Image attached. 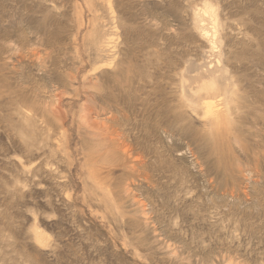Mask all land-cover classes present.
<instances>
[{
  "label": "rangeland",
  "instance_id": "rangeland-1",
  "mask_svg": "<svg viewBox=\"0 0 264 264\" xmlns=\"http://www.w3.org/2000/svg\"><path fill=\"white\" fill-rule=\"evenodd\" d=\"M0 264H264V0H0Z\"/></svg>",
  "mask_w": 264,
  "mask_h": 264
},
{
  "label": "bare ground",
  "instance_id": "bare-ground-1",
  "mask_svg": "<svg viewBox=\"0 0 264 264\" xmlns=\"http://www.w3.org/2000/svg\"><path fill=\"white\" fill-rule=\"evenodd\" d=\"M213 10V8H211ZM208 9L204 10L205 13L208 14ZM210 12V11H209ZM211 13V12H210ZM209 13V14H210ZM206 15V14H205ZM213 15V14H212ZM215 15V14H214ZM208 18V17H207ZM208 23V21H207ZM202 27V26H201ZM208 28H206L204 25L202 27V29H199L201 30V36L204 41L206 40L208 43H209V47L211 49L212 52L215 53V50L217 49V32L214 30L213 32H211L210 30H207ZM206 43V42H205ZM207 44V43H206ZM217 51V50H216ZM210 52V51H209ZM211 53V52H210ZM214 63V62H213ZM212 63V64H213ZM211 68L213 67L212 65H210ZM209 68V69H211ZM217 76V75H216ZM230 80V79H229ZM201 83H203V87L207 88V90H209V92L207 91L206 92V96H208L207 98L203 99V102H202V106L204 108V111H205V116L206 117H213V124L215 126H222V124L224 122H227L228 121V113H220L219 111H214V100L211 98L212 97V91L213 90H217V86H218V83L217 82H213V81H205L203 80V82L201 81ZM229 105V104H228ZM189 106V105H188ZM230 107V106H229ZM195 109V108H194ZM220 110V109H219ZM208 117V118H209ZM122 123V122H121ZM212 124V125H213ZM208 125V124H207ZM213 125V126H214ZM214 128V127H213ZM118 144V143H117Z\"/></svg>",
  "mask_w": 264,
  "mask_h": 264
}]
</instances>
